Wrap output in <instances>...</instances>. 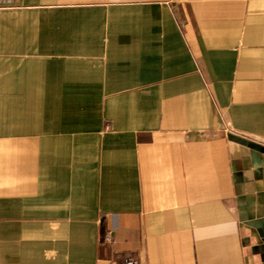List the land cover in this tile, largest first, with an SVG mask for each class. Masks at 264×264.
Here are the masks:
<instances>
[{
  "label": "crops",
  "instance_id": "0c3cea01",
  "mask_svg": "<svg viewBox=\"0 0 264 264\" xmlns=\"http://www.w3.org/2000/svg\"><path fill=\"white\" fill-rule=\"evenodd\" d=\"M245 142L264 0H0V264H264Z\"/></svg>",
  "mask_w": 264,
  "mask_h": 264
},
{
  "label": "built area",
  "instance_id": "2783aa9c",
  "mask_svg": "<svg viewBox=\"0 0 264 264\" xmlns=\"http://www.w3.org/2000/svg\"><path fill=\"white\" fill-rule=\"evenodd\" d=\"M112 239L110 237H105L104 242H111ZM121 264H139V262L132 256H127L122 259Z\"/></svg>",
  "mask_w": 264,
  "mask_h": 264
},
{
  "label": "water",
  "instance_id": "95a60500",
  "mask_svg": "<svg viewBox=\"0 0 264 264\" xmlns=\"http://www.w3.org/2000/svg\"><path fill=\"white\" fill-rule=\"evenodd\" d=\"M245 145H246V147H248L249 149H253V150H256V151H264V150H262V149H259L258 147H256L255 145H253V144H251V143H249V142H245ZM264 153V152H263ZM252 226H255V228L257 229V231H258V233H259V235L261 236V237H264V232H262L261 231V229L260 228H258V226H256L257 224L255 223V224H251Z\"/></svg>",
  "mask_w": 264,
  "mask_h": 264
}]
</instances>
